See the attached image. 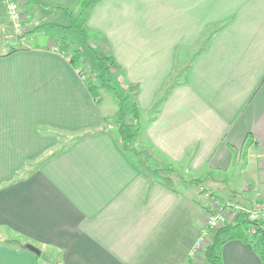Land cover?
<instances>
[{"label":"crops","instance_id":"crops-1","mask_svg":"<svg viewBox=\"0 0 264 264\" xmlns=\"http://www.w3.org/2000/svg\"><path fill=\"white\" fill-rule=\"evenodd\" d=\"M91 1L84 27L146 115L142 139L193 177L177 189L121 152L69 56L25 43L43 32L25 16L22 46L0 54V264H198L214 198L228 223L264 205V0ZM221 259L263 264L239 240Z\"/></svg>","mask_w":264,"mask_h":264},{"label":"rangeland","instance_id":"rangeland-1","mask_svg":"<svg viewBox=\"0 0 264 264\" xmlns=\"http://www.w3.org/2000/svg\"><path fill=\"white\" fill-rule=\"evenodd\" d=\"M20 5L21 10V25L20 28L16 27L14 23L10 20L7 7L5 3L3 2L0 4V45L5 44L4 40H8L9 43L14 42V37L16 36H24L25 30L23 27L25 16L29 17V20L31 23L34 21H37L40 23V27L36 29H43L42 33H33L36 36L38 35V38L33 36L25 43H28L30 45H34V43H37L38 41H42V37L46 38V40H50L53 42V47L57 50L58 41L63 38L65 39V42L69 45L68 52L66 55L69 56V58L74 57L75 55H78L79 61H76L75 65L77 66L78 70L80 71V74L82 76V79L85 82H89L97 87L99 92V101L102 100V107L103 110L107 111L106 113L109 115L110 122L108 124L109 130H111L112 134L118 137V123H120L122 117V113L120 112L119 108V102L125 98V101H122L123 109H124V116L126 122H130V107L134 103V100L132 98L133 90L130 89L121 79L116 71V69L109 70V72L106 75V81L102 82L99 79V72L97 70V57L105 56L106 54L101 51L99 48L96 47V39L100 37L95 36L94 34H91L90 32L86 31V35L83 36V34L76 28L68 27L71 25L70 16L73 20H75L74 25H78L81 20L79 19V7L78 5H74L73 3H67L65 6H51L48 5V0H17ZM47 1V2H46ZM25 11H24V7ZM61 7V8H57ZM28 19V18H27ZM29 37V36H28ZM95 39V41L93 40ZM38 42V43H39ZM23 43V42H22ZM58 51V50H57ZM77 51V53H74ZM5 50H0V54L4 53ZM182 62H185L182 61ZM182 71L180 68H178L176 75L172 77V80L170 81L168 88L175 83H177L180 78ZM113 89V91L111 90ZM167 92V91H166ZM118 99V100H117ZM159 105V103H158ZM157 107L154 109L153 112L156 111ZM146 115H142L140 113V123L143 127L144 121H145ZM139 145H141L142 150L146 153H142L138 156L137 159H134L136 163L139 164V162H142V166L145 167L146 171H150L151 175H154L152 179L161 181L166 184H170L172 187L180 188L184 184H187L191 181L190 178L193 176H190L187 174L184 170V166H178L173 167L172 164L167 163L165 160H163L158 154L153 152L148 145L144 142L140 135V141ZM137 148V147H136ZM144 148V149H143ZM141 149V148H140ZM132 155V154H131ZM139 159V160H138ZM140 162V163H141ZM141 166V165H140ZM179 174V176H178ZM194 186V185H193ZM201 187V188H200ZM197 186L198 192H204L202 191L203 186ZM210 191V190H209ZM208 196V195H207ZM210 197V196H209ZM215 202L214 204L225 207V204H221L220 202H216L217 200L214 198L212 200ZM227 216L230 215L231 209H227ZM254 211H258L259 208L250 209ZM248 210V211H250ZM234 211V210H233ZM227 220V219H226ZM227 222V221H226ZM205 227V224L203 228ZM203 230V229H202ZM11 236L0 234V240L3 239H10ZM211 236L207 238L206 242H210ZM203 251V250H202ZM49 256L52 257V259H55L56 255L53 253H49ZM49 256L41 257L39 259L38 264H54L53 260L48 259ZM199 261L198 264H203L204 262V255L203 252L199 254ZM50 261L52 263L47 262Z\"/></svg>","mask_w":264,"mask_h":264},{"label":"trees","instance_id":"trees-1","mask_svg":"<svg viewBox=\"0 0 264 264\" xmlns=\"http://www.w3.org/2000/svg\"><path fill=\"white\" fill-rule=\"evenodd\" d=\"M91 4V0H80V4L78 5V7L80 9L79 19L81 20V22L78 25H74L75 20H73L70 16L71 25H69L68 27L78 29L83 34V36L86 35L84 21L87 17V13ZM24 36L14 37V42L11 43L8 42L9 39L4 40L5 44L0 45V50H5L4 53L6 54L13 53L22 46V40ZM68 47L69 45L67 44V42H65V39L61 38L58 41L57 50L60 53L66 54L68 52ZM74 53H77V51H75ZM79 58L80 57L78 55L69 58L70 63L75 68L77 67L75 63L76 61H79ZM97 61L99 79L102 82H105L106 75L109 70L116 69L115 61L111 56L108 55L97 57ZM85 86L90 92L92 99L96 103H98L100 98L97 87L89 82H85ZM111 90L113 91L112 88ZM122 101H125V98H123L119 102V108L123 118L117 125L119 134L118 147L120 151L125 154H132L137 156L139 155V153H146L142 150L141 145H139L140 135L143 129L140 123V110L134 102L131 105L129 111V120L131 121L127 123L124 116L125 113ZM195 183L198 187H200V184H198L197 181H195ZM203 190L204 188H202V191ZM224 206L228 209H232V206H230V204H225ZM247 211L248 210H235V216L231 222L228 223L227 221L223 226L219 227L217 230H215V232L210 234L211 240L210 242H208L206 248L203 251V264H222L221 248L224 243L230 240H239L244 243L250 244L254 249L258 251V254L264 264V222L260 220H251ZM5 243L15 245L17 244V246L21 247V245L17 241H5Z\"/></svg>","mask_w":264,"mask_h":264},{"label":"built area","instance_id":"built-area-1","mask_svg":"<svg viewBox=\"0 0 264 264\" xmlns=\"http://www.w3.org/2000/svg\"><path fill=\"white\" fill-rule=\"evenodd\" d=\"M3 2L7 7L10 20L16 27L20 28L21 10L19 2L17 0H3ZM247 212L249 213V218L251 220H260L264 222V205H262L258 211L250 210ZM226 219L227 210L225 209V207H220L217 204H214L209 209V211L205 215V227L198 234L197 239L190 250L189 256L191 258L196 257L197 254L204 251L208 244V242H206L207 238H209L211 236L210 234L215 232V230L223 226L227 221Z\"/></svg>","mask_w":264,"mask_h":264},{"label":"water","instance_id":"water-1","mask_svg":"<svg viewBox=\"0 0 264 264\" xmlns=\"http://www.w3.org/2000/svg\"><path fill=\"white\" fill-rule=\"evenodd\" d=\"M25 248H26L28 251L34 253V254L37 255V256L40 255V251H39L37 248H35L34 246H32V245H26Z\"/></svg>","mask_w":264,"mask_h":264}]
</instances>
